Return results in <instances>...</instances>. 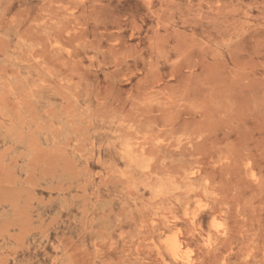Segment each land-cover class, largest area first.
I'll list each match as a JSON object with an SVG mask.
<instances>
[{"label":"rangeland","instance_id":"obj_1","mask_svg":"<svg viewBox=\"0 0 264 264\" xmlns=\"http://www.w3.org/2000/svg\"><path fill=\"white\" fill-rule=\"evenodd\" d=\"M0 129V264H264V0H0Z\"/></svg>","mask_w":264,"mask_h":264},{"label":"bare ground","instance_id":"obj_2","mask_svg":"<svg viewBox=\"0 0 264 264\" xmlns=\"http://www.w3.org/2000/svg\"><path fill=\"white\" fill-rule=\"evenodd\" d=\"M7 35V34H6ZM25 47V46H24ZM28 49V48H27ZM30 54H32V53H30ZM30 54H28V55H30ZM6 57V56H5ZM4 58V57H3ZM5 59V58H4ZM7 61V60H6ZM15 62V61H14ZM38 66V65H37ZM14 67V66H13ZM53 74V73H52ZM40 75V74H39ZM20 78V77H19ZM16 83H17V81H16ZM29 86V85H28ZM59 92H61V91H59ZM62 93V92H61ZM36 96V95H35ZM37 98V97H36ZM55 102V101H54ZM63 102V101H62ZM40 104V103H39ZM49 104V103H48ZM52 104V103H51ZM21 110V109H20ZM29 110V109H28ZM44 110V109H43ZM39 116V115H38ZM55 118V117H54ZM68 118H70V117H68ZM62 119V118H61ZM59 120V119H58ZM62 121H63V119H62ZM115 123V122H114ZM18 124V123H17ZM61 124V123H60ZM32 127V126H31ZM136 127H138V126H136ZM17 128V127H16ZM2 129V128H1ZM0 129V130H1ZM21 129V128H20ZM16 130V129H15ZM19 130V129H18ZM38 131V130H37ZM67 131V130H66ZM41 132V131H40ZM47 133V132H46ZM129 133V132H128ZM19 134V133H18ZM48 135V134H47ZM60 136V135H59ZM43 137V136H42ZM41 138V137H40ZM45 138V137H44ZM10 139V138H9ZM20 139V138H19ZM60 139V138H59ZM11 140V139H10ZM58 142V141H57ZM8 143V142H7ZM13 143V142H12ZM53 143V142H52ZM6 144V143H5ZM114 144V143H113ZM19 146V145H18ZM24 146V145H23ZM49 146V145H48ZM29 149V148H28ZM32 150V149H31ZM102 154V153H101ZM153 154V153H152ZM24 159H26L25 157H24ZM86 160H87V158H86ZM93 162V161H92ZM97 162V161H96ZM26 163V162H25ZM94 166V165H93ZM100 168H103V167H100ZM24 174V173H23ZM196 174V173H195ZM192 175H194V174H192ZM50 185V184H49ZM88 193V192H87ZM69 195H70V193H69ZM72 195V194H71ZM73 197H75V196H73ZM91 197V196H90ZM73 199V198H72ZM91 199V198H90ZM124 199V198H123ZM125 199H127V198H125ZM51 200H52V198H51ZM128 200V199H127ZM48 202V201H47ZM59 202V201H58ZM128 202V201H127ZM61 203V202H60ZM67 203V202H66ZM128 204V203H127ZM126 205V204H125ZM38 206V205H37ZM54 206V205H53ZM56 206V205H55ZM36 207V206H35ZM60 207V206H59ZM77 207V206H76ZM40 209V208H39ZM42 210H43V208H41ZM60 211V210H59ZM58 214V213H57ZM197 214V213H196ZM37 215V214H36ZM186 215H188V214H186ZM41 216H43V215H41ZM52 217V216H51ZM44 219V218H43ZM46 219V218H45ZM113 222V221H112ZM111 222V223H112ZM154 222V221H153ZM115 225V224H114ZM217 225V224H216ZM180 232V231H179ZM30 235V234H29ZM32 236V235H31ZM46 236V235H45ZM168 237H172L173 238V235L172 236H168ZM176 237V236H175ZM38 240V239H37ZM42 240V239H41ZM8 242V241H7ZM44 242V241H43ZM7 244V243H6ZM42 245V244H41ZM168 248H170V250L172 251V253L173 254H175V255H179L180 254V252H181V250H182V244H181V242L179 241V240H177V238H174L173 240H170L169 242H168ZM238 254V253H237ZM176 257H178V256H176ZM180 258V257H179Z\"/></svg>","mask_w":264,"mask_h":264}]
</instances>
